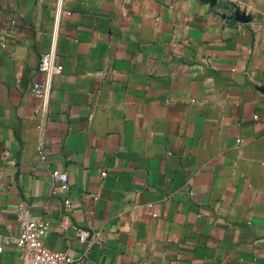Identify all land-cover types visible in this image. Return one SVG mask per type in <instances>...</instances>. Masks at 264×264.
Listing matches in <instances>:
<instances>
[{
    "label": "crops",
    "instance_id": "crops-1",
    "mask_svg": "<svg viewBox=\"0 0 264 264\" xmlns=\"http://www.w3.org/2000/svg\"><path fill=\"white\" fill-rule=\"evenodd\" d=\"M23 209L71 264H264V0H0V264Z\"/></svg>",
    "mask_w": 264,
    "mask_h": 264
},
{
    "label": "built area",
    "instance_id": "built-area-1",
    "mask_svg": "<svg viewBox=\"0 0 264 264\" xmlns=\"http://www.w3.org/2000/svg\"><path fill=\"white\" fill-rule=\"evenodd\" d=\"M17 25V20L11 21V26ZM38 70L45 75L43 81L35 82L31 87L34 97L41 103L42 111L48 112L50 99L53 91V82L56 77L62 75L64 69L57 56V37L54 38L50 50L39 58ZM41 159L46 156L42 150ZM52 177L55 182L63 186L68 183V175L62 171H54ZM21 227L20 237L13 242L22 251L23 264H71L73 259L64 251H56L48 247L46 237L48 234V223L46 220L37 219L32 216L28 209L19 213ZM81 240L87 241L91 237L89 231L81 232ZM89 243V242H88ZM1 250V249H0Z\"/></svg>",
    "mask_w": 264,
    "mask_h": 264
}]
</instances>
